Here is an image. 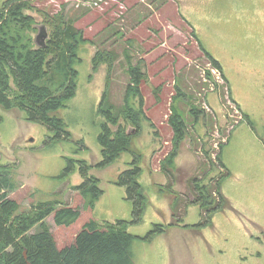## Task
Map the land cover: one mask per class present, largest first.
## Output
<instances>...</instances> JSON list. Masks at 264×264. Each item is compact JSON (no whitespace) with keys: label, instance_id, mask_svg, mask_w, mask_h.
I'll list each match as a JSON object with an SVG mask.
<instances>
[{"label":"rangeland","instance_id":"374dc122","mask_svg":"<svg viewBox=\"0 0 264 264\" xmlns=\"http://www.w3.org/2000/svg\"><path fill=\"white\" fill-rule=\"evenodd\" d=\"M32 5L26 13L36 25H46L48 39L62 17L87 41L71 62L78 71L76 94L53 112L63 118L66 138L52 140L46 125L0 105V165L13 170L17 187L8 196L19 211L46 201L82 208L85 201L75 186L85 179L86 161L104 193L70 226L58 225L54 212L46 217L58 247L73 244L90 219L131 220L133 204L117 180L135 154L149 199L142 221L128 227L141 237L132 248L135 264H264V0H33ZM98 51L116 54L111 71L107 62L94 68ZM136 65L145 75L141 130L132 131L130 151L100 167L99 135L107 120L100 110L103 95L109 82V100L123 106L130 67ZM48 79L52 88L65 82L62 70ZM174 107L187 128L171 178L156 169L174 149ZM120 123L127 132L135 127ZM192 181L212 192L214 202L226 198L227 208L204 228L194 227L202 205L187 206ZM169 182L174 192L164 187ZM158 223L165 231L144 239Z\"/></svg>","mask_w":264,"mask_h":264},{"label":"trees","instance_id":"16d2710c","mask_svg":"<svg viewBox=\"0 0 264 264\" xmlns=\"http://www.w3.org/2000/svg\"><path fill=\"white\" fill-rule=\"evenodd\" d=\"M32 1L2 0L0 3V105L5 109L25 111L28 120L44 124L54 132L52 140H62L69 135V131L63 118L53 112L76 94L78 71L71 67V62L80 42H86L87 39L70 20L65 21L61 17L57 20L59 28L50 35L46 44L38 46L33 32L46 25H36L35 17L26 13L33 9ZM108 54L109 56L104 51H98L93 58L94 68L102 62H107L111 71L116 54ZM213 61L220 67L221 63L216 58H213ZM139 68L138 65L130 67L132 83L127 87L123 106L115 105L109 100L108 82V89L100 104L101 112L107 117L99 135L102 160L97 165L100 167L111 164L123 152L130 151L132 130L127 132L126 127L120 123L121 119L134 124L132 129L135 128L137 132L141 130L139 121L144 115L141 84L145 75ZM56 70L63 71L65 82L62 86L52 88L47 85V81L49 75ZM136 101H139V107L135 105ZM197 110L192 107L191 111ZM170 116V123L175 132L174 149L162 160L161 169L173 178L171 168L176 166L178 146L186 136L187 127L175 107ZM221 155L222 148L218 155L219 162H223ZM133 161L132 166L120 173L117 180L119 185L126 187L127 198L133 204L132 219L105 222L90 219L77 234L75 242L63 248L58 247L44 220L54 212L58 225L74 224L81 216L82 208L93 209L103 195L100 178L88 174L86 167L90 165L83 161L81 174L85 179L75 186L85 201L82 208L68 205L56 208V202L46 201L34 204L28 211L20 212V204L8 196L9 191L17 187L13 170L1 164L0 264H135L132 248L135 240L141 237L129 232L128 227L131 223L142 221L149 199L140 181L143 169L139 157L135 154ZM72 169L73 166H69L66 172ZM192 184L198 193L190 191L194 198L191 199L189 194L187 206L202 205V219L194 227L204 228L213 223L215 213L227 208L226 198L220 196V200L215 203L211 198L212 192L208 193L197 181H192ZM165 186L170 192H174L173 182ZM37 225L40 229L31 232ZM164 231L165 224H155L144 239H152Z\"/></svg>","mask_w":264,"mask_h":264},{"label":"water","instance_id":"95a60500","mask_svg":"<svg viewBox=\"0 0 264 264\" xmlns=\"http://www.w3.org/2000/svg\"><path fill=\"white\" fill-rule=\"evenodd\" d=\"M47 39H48V33H47L46 26L45 27L44 26L43 27L41 26V28H40L37 36L35 37L36 44L38 46H42V45L46 44V40ZM131 130L134 132L135 128L134 129H131ZM190 198L193 199L194 196L192 194H190Z\"/></svg>","mask_w":264,"mask_h":264},{"label":"crops","instance_id":"0c3cea01","mask_svg":"<svg viewBox=\"0 0 264 264\" xmlns=\"http://www.w3.org/2000/svg\"><path fill=\"white\" fill-rule=\"evenodd\" d=\"M156 171H161L162 172L161 166H160V168L157 167ZM140 181L142 182L141 178H140ZM164 187H165V185H164ZM174 188H175V186H174Z\"/></svg>","mask_w":264,"mask_h":264}]
</instances>
